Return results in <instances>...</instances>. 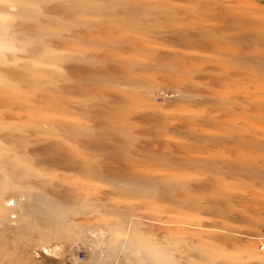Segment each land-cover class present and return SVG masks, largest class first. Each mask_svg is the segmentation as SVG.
I'll list each match as a JSON object with an SVG mask.
<instances>
[{"label":"rangeland","instance_id":"374dc122","mask_svg":"<svg viewBox=\"0 0 264 264\" xmlns=\"http://www.w3.org/2000/svg\"><path fill=\"white\" fill-rule=\"evenodd\" d=\"M0 264H264V0H0Z\"/></svg>","mask_w":264,"mask_h":264},{"label":"built area","instance_id":"2783aa9c","mask_svg":"<svg viewBox=\"0 0 264 264\" xmlns=\"http://www.w3.org/2000/svg\"><path fill=\"white\" fill-rule=\"evenodd\" d=\"M80 259H82V257Z\"/></svg>","mask_w":264,"mask_h":264}]
</instances>
